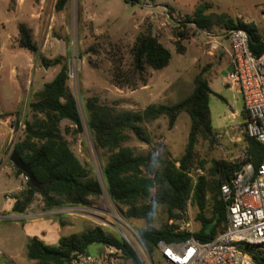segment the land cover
Masks as SVG:
<instances>
[{
    "label": "rangeland",
    "instance_id": "374dc122",
    "mask_svg": "<svg viewBox=\"0 0 264 264\" xmlns=\"http://www.w3.org/2000/svg\"><path fill=\"white\" fill-rule=\"evenodd\" d=\"M12 1L0 0L1 114L21 110L36 98L45 84L55 78L62 66L44 63L45 60L52 61L50 57L66 61L68 72H74L73 80H68L67 86L75 96L80 111L83 101L88 98H97L104 105L116 103L120 109L135 111H143L149 106H173L192 94L194 81L201 74L212 91L208 98V110L214 137L209 141L198 139L195 167L203 162L206 171L192 169L190 177L194 182L197 176H206L213 160L239 163L245 159L246 134L241 96L236 90L226 87L224 54L219 50L213 56L208 54L209 43L213 41H218L229 50L227 40L217 37V34L227 30L214 26L205 32L215 37L207 38L201 33L203 31L188 23L187 18L199 5L206 3L211 6L206 11L207 15H223L234 23L254 26L258 36L264 39V0H129L128 3L123 0H69L60 12L55 11V6L48 1L39 9V1L34 0L33 10L25 6L22 17L7 9ZM16 20L28 26L40 22L39 29L41 26L46 29L48 36L45 34L42 38V33L38 31L34 41L38 46L45 45L48 52L36 57L34 69L29 65L28 51L19 49V53L10 55L5 46L9 42L7 34L17 33ZM139 34L154 36L170 52V62L161 70L147 69L146 87H138L135 91L119 90L111 84L112 61L122 58V64L128 67L131 63L130 49ZM41 62L47 66L46 69ZM25 113L28 114V110L21 112V119L18 120L21 123ZM190 123V117L185 112L178 115L172 128H169L168 119L161 117L142 125L150 136L149 145L139 142L132 134L122 145L129 147L136 156L153 158L144 169V175L150 176L168 163L178 166L177 162L188 142ZM67 127L70 131L65 137L71 150L101 181L106 157L93 150L87 134H75L69 122L60 124L62 133ZM15 132L8 148V158L14 144L22 138V124L16 123ZM0 180H3L0 184V215L4 216L0 219V264H34L27 258V245L32 238L28 221L21 215L2 213L8 193L15 198L26 191L24 176H17L12 164L3 158ZM156 192L157 188L152 189L148 199L155 208L152 228L159 230L166 225H175L179 231H200L196 207L188 204L179 220L169 219L167 207L156 202ZM90 199L91 207L77 210L66 207L63 209L69 213H55L72 216L75 220L71 228L60 233L61 238L98 226L126 242L140 264H161L157 251L149 253L139 238L138 231L147 227L143 221L126 219L106 194ZM29 210L37 216L44 213L39 195L34 196ZM210 210L208 206L205 211L207 218H210ZM79 220L87 221L91 227ZM99 249L104 250L105 247L93 245L86 254L98 258ZM101 264L136 263L133 259L120 257L116 263L101 261Z\"/></svg>",
    "mask_w": 264,
    "mask_h": 264
},
{
    "label": "trees",
    "instance_id": "16d2710c",
    "mask_svg": "<svg viewBox=\"0 0 264 264\" xmlns=\"http://www.w3.org/2000/svg\"><path fill=\"white\" fill-rule=\"evenodd\" d=\"M123 1L128 3L129 0ZM68 2L57 0L55 11H62ZM209 8L211 6L206 3L199 5L187 18L188 23L200 31H208L214 26H222L227 31L243 29L250 36L252 52L259 55L264 51L254 26L234 23L223 15H207ZM17 45L33 55L38 54L32 30L25 24L18 25ZM130 55L128 67L122 64V58L112 61L111 84L119 90L135 91L138 87H146L147 69L161 70L168 66L171 59L170 52L150 34L136 37ZM44 63L62 67L55 78L45 84L36 98L27 104L28 114L25 113L22 123L23 135L13 146V151L30 166L42 188L35 189L27 182L26 191L14 198L13 214L26 213L36 195L42 198L43 211L52 212L66 207H91V197L106 194L126 219L143 221L147 225L138 231V235L149 253L155 250L158 242H183L191 237L207 242L225 230L226 213L220 187L228 184L244 164L259 165L264 159V148L246 136L245 159L242 162L213 160L206 176H197L193 182L190 177L192 169L206 171L203 162L195 167L197 141L199 138L209 141L214 137L208 110V98L212 91L201 74L194 81L192 94L173 106H149L143 111H135L120 109L116 103L104 105L97 98H88L83 101L80 111L75 96L67 86L66 61L55 58ZM182 112L189 115L191 123L185 152L177 162L178 166L168 163L162 170L150 176L144 175V169L153 158L136 156L122 144L132 134L139 142L149 145L150 136L142 125L166 117L169 128H172ZM63 121L74 127L75 134H87L93 150L106 157L101 181L71 150L65 137L70 128H65L63 133L60 129ZM15 173L17 176L23 175L16 169ZM154 188H157L156 202L167 207L169 219L179 220L188 204L196 207L200 231H179L175 225H166L159 230L152 228L155 208L148 199ZM208 206L211 209L210 218L205 213ZM49 216L60 226L65 225L59 214ZM96 244L114 247L121 252V258L133 259L140 264L126 242L98 226L62 237L54 246L32 238L27 245V258L34 264H70L75 254H86L88 248Z\"/></svg>",
    "mask_w": 264,
    "mask_h": 264
},
{
    "label": "built area",
    "instance_id": "2783aa9c",
    "mask_svg": "<svg viewBox=\"0 0 264 264\" xmlns=\"http://www.w3.org/2000/svg\"><path fill=\"white\" fill-rule=\"evenodd\" d=\"M203 35L212 38L208 32L203 31ZM225 37L230 55L226 87L241 96L246 136L264 148V51L259 55L252 52L250 36L243 29L228 30ZM260 42L264 47V39ZM218 47L214 42L209 43L211 51ZM73 77L70 70L69 80ZM24 180L28 182L25 176ZM8 197L14 199L11 194ZM220 197L225 205V230L207 242L193 237L183 242H158L155 250L161 264H264V159L257 166L244 164L228 184L220 187ZM55 213L69 212L60 209L39 216ZM120 257L118 249L105 247L98 258L75 254L70 264L116 263Z\"/></svg>",
    "mask_w": 264,
    "mask_h": 264
},
{
    "label": "crops",
    "instance_id": "0c3cea01",
    "mask_svg": "<svg viewBox=\"0 0 264 264\" xmlns=\"http://www.w3.org/2000/svg\"><path fill=\"white\" fill-rule=\"evenodd\" d=\"M46 1L50 2L53 6H55L57 0H39V4H38L39 9L42 8V5ZM33 4H34V0H13L12 5L10 3V5L7 6V9L12 10L15 15H19L22 17L23 16L22 12H23L25 6H26V8H29V10H33ZM29 16L31 18V16H33L32 13H30ZM37 17H39V14L37 15ZM38 19L39 18H37V20ZM39 24H40V22H37V23L33 24L32 26L26 25L27 27H29L32 30L34 40H36V34L38 33V31H40L42 33V38H44L45 34H46V36H48L46 33V29H43L42 26L39 29ZM18 25H19V22H18V20H16L17 33L15 34L12 32L10 34H7V36H6L7 40L9 42L7 44H5V46L9 50L10 55H15V54L19 53L18 51L20 48H18V45H17ZM48 29H50V26H48ZM201 33L203 34V32H201ZM208 33H210V32H208ZM225 33H226V31L223 34H217V37L226 39ZM210 34L212 35V38L215 37L212 33H210ZM213 42L219 46L218 49L215 51L219 50L224 54L223 61L226 62L227 71H228L229 65H230L229 50L226 49L221 43H218V41H213ZM45 51H46V53H45ZM215 51H211L209 49L208 54L210 56H213ZM47 52H48V50H46L45 45H39L38 46V54L36 56H33V54H31L29 52L30 55L28 57L31 60L29 63L30 67H32L34 69L35 68L34 62L36 61V57L39 54L40 55L47 54ZM50 58L53 60L55 59L54 57H50ZM27 76H28V74H27ZM142 88H144V87H142ZM16 103H17V101H16ZM26 106L24 105V107H22L21 110L18 111V109H17V111H15V112L14 111L3 112L2 114L0 112V167L2 164L3 158H5V161H9L8 148H9L10 144L12 143V141L14 140V136L16 134L15 125L17 122L19 124H22L18 120L21 119V116H22L21 112H23L26 109ZM2 181L3 180H0V184L2 183ZM19 188H18V191H19ZM5 198H6V196H5ZM14 202H15V199L11 200V199L6 198L5 206H4V209L2 210V213L4 215L5 214L7 215L9 213L13 214L11 212V210H12ZM15 215H17V214H15ZM0 216H3V215H0ZM21 216L23 219L28 221V225L30 226L29 228H30V232H31V234H29V235L32 238H37V239L43 241L45 244L50 245V246L57 245L59 239L61 238L60 233L62 231H64L65 229L71 228L75 222V220L72 218V216H62V221L65 224L62 227L59 225V223L57 221H55L49 215L37 216V213H33V211H31L29 209L26 211V213L21 214ZM79 221H82L84 224H87L86 226H90L89 223L85 220H79ZM102 250L103 249H99L98 251L101 252Z\"/></svg>",
    "mask_w": 264,
    "mask_h": 264
},
{
    "label": "water",
    "instance_id": "95a60500",
    "mask_svg": "<svg viewBox=\"0 0 264 264\" xmlns=\"http://www.w3.org/2000/svg\"><path fill=\"white\" fill-rule=\"evenodd\" d=\"M41 65L46 69L47 66L41 62ZM9 162L12 164V166L16 169L22 172V174L27 178V181L29 185L35 189H41L42 184H40L33 176L30 166L25 164L19 157V155L12 151L9 155Z\"/></svg>",
    "mask_w": 264,
    "mask_h": 264
}]
</instances>
